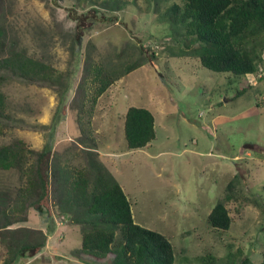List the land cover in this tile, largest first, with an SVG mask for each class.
Here are the masks:
<instances>
[{"label":"rangeland","instance_id":"1","mask_svg":"<svg viewBox=\"0 0 264 264\" xmlns=\"http://www.w3.org/2000/svg\"><path fill=\"white\" fill-rule=\"evenodd\" d=\"M100 1L0 0L3 38L68 74L61 103L54 88L8 76L0 90L12 120L3 123L0 144L21 138L33 149L47 145L49 161L82 162L76 90L86 61L99 62L119 76L94 107L98 157L122 186L134 221L171 241L175 264H207L206 255L211 264H264V50L260 77L247 87V76L212 72L180 54L162 14L172 0H120L119 8ZM155 39L165 42L154 55L144 45ZM131 105L155 119V139L135 150L123 132ZM233 179L230 227L213 229L206 217ZM22 182L17 170H0V195H14ZM53 218L49 208L31 209L27 222L12 226L47 234L36 256L15 264H100L77 252L79 225Z\"/></svg>","mask_w":264,"mask_h":264},{"label":"trees","instance_id":"2","mask_svg":"<svg viewBox=\"0 0 264 264\" xmlns=\"http://www.w3.org/2000/svg\"><path fill=\"white\" fill-rule=\"evenodd\" d=\"M100 4L119 8L122 3L101 0ZM162 14L181 43V55L192 56L209 71L235 79L247 73L260 77L256 71L264 50V0H172ZM3 37L0 30V85L9 75L44 84L55 89L61 103L68 90V74ZM137 66L139 62L126 64L122 72ZM118 76L99 62L86 61L76 90L75 120L82 162L49 161L51 151L47 145L33 149L21 138L0 144V170H17L23 179L14 195H0V264H15L19 258L33 257L41 251L47 237L44 231L12 226L27 222L31 209L49 208L50 201L57 207L59 217L79 225L81 240L77 252L82 257L101 264H175L171 241L134 221L122 186L98 157L99 143L92 127L94 107ZM246 85L252 86L247 82ZM10 120L7 97L0 90L1 133L3 123ZM123 132L128 150L148 146L156 137L152 111L129 106L123 117ZM234 188L235 179L228 182L224 197L207 215L206 221L213 229L223 231L230 227L232 219L225 202L235 198ZM206 258L211 264L212 257ZM242 263L250 264L246 258Z\"/></svg>","mask_w":264,"mask_h":264},{"label":"built area","instance_id":"3","mask_svg":"<svg viewBox=\"0 0 264 264\" xmlns=\"http://www.w3.org/2000/svg\"><path fill=\"white\" fill-rule=\"evenodd\" d=\"M165 40L164 39H158L154 41L147 42L144 46L148 48L149 52L152 54H157L158 51L160 50L161 46L164 44ZM260 75V74H259ZM247 78V83L254 85L257 81V75L255 73H247L246 74ZM253 77V80L251 79ZM49 210L50 213L52 214V218L55 219V222L60 225L62 224V221L60 220V217L58 216V209L57 207H54L52 205V202L50 201L49 204Z\"/></svg>","mask_w":264,"mask_h":264},{"label":"water","instance_id":"4","mask_svg":"<svg viewBox=\"0 0 264 264\" xmlns=\"http://www.w3.org/2000/svg\"><path fill=\"white\" fill-rule=\"evenodd\" d=\"M244 148H247V149H252L253 148V145L252 144H244Z\"/></svg>","mask_w":264,"mask_h":264},{"label":"crops","instance_id":"5","mask_svg":"<svg viewBox=\"0 0 264 264\" xmlns=\"http://www.w3.org/2000/svg\"><path fill=\"white\" fill-rule=\"evenodd\" d=\"M39 229L42 230L41 228H39ZM38 253H39V252H38ZM38 253H37V254H38ZM37 254H36V255H37ZM36 255H35V256H36ZM100 264H101V263H100Z\"/></svg>","mask_w":264,"mask_h":264}]
</instances>
